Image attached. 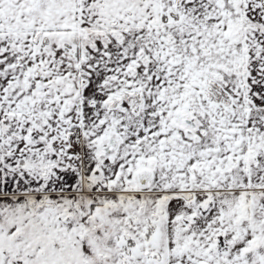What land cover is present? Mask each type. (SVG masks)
I'll list each match as a JSON object with an SVG mask.
<instances>
[{"label": "snow or ice", "instance_id": "snow-or-ice-1", "mask_svg": "<svg viewBox=\"0 0 264 264\" xmlns=\"http://www.w3.org/2000/svg\"><path fill=\"white\" fill-rule=\"evenodd\" d=\"M0 264H264V0H0Z\"/></svg>", "mask_w": 264, "mask_h": 264}]
</instances>
